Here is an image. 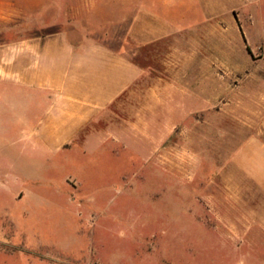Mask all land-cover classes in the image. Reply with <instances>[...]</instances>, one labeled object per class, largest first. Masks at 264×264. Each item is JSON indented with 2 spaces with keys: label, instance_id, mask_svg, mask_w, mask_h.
<instances>
[{
  "label": "rangeland",
  "instance_id": "obj_1",
  "mask_svg": "<svg viewBox=\"0 0 264 264\" xmlns=\"http://www.w3.org/2000/svg\"><path fill=\"white\" fill-rule=\"evenodd\" d=\"M131 2L0 0V65L13 77L0 75V264H264V193L232 164L250 134L264 137V0H214L221 49L204 53L198 85L190 53L177 83L189 95H122L70 147L64 129H42L52 100L20 95L41 38L106 41ZM197 20L182 22L189 39L207 30ZM170 44L130 56L163 76Z\"/></svg>",
  "mask_w": 264,
  "mask_h": 264
},
{
  "label": "crops",
  "instance_id": "obj_2",
  "mask_svg": "<svg viewBox=\"0 0 264 264\" xmlns=\"http://www.w3.org/2000/svg\"><path fill=\"white\" fill-rule=\"evenodd\" d=\"M170 1L132 0L128 13L116 20V27L106 41L85 35L79 38L81 40L62 46L48 42L65 33L41 38L43 45L36 50L38 66L22 71L20 95H43L52 100L41 122L42 129L52 132L64 129L68 135L62 143L63 148L70 147L77 130L93 121L122 95H149L154 101L156 95L162 94L169 99L171 95L167 96V91L171 93L173 89L189 95V91L179 88L177 83L190 74L187 70L194 61L190 56L192 51L199 52L193 56L199 68L194 73L195 83L202 82L198 79L203 74L200 68L210 63L213 52L221 49L215 39L220 35L222 15L215 10L214 0H208L209 9L204 14L199 10L191 11L190 7L183 11L185 0L177 6ZM189 19H200L197 27L207 30L197 33L198 38L189 39V30L182 24ZM163 41L171 42L168 51L173 58L166 63L163 76H156L130 56V51H151L152 45ZM206 52L209 60L204 59ZM0 75L13 80L1 65ZM146 78L148 86L142 92L140 84ZM232 164L264 193L263 135L250 134L234 152Z\"/></svg>",
  "mask_w": 264,
  "mask_h": 264
}]
</instances>
